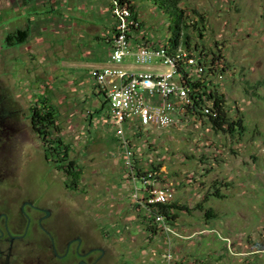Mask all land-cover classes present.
Masks as SVG:
<instances>
[{"label": "rangeland", "instance_id": "1", "mask_svg": "<svg viewBox=\"0 0 264 264\" xmlns=\"http://www.w3.org/2000/svg\"><path fill=\"white\" fill-rule=\"evenodd\" d=\"M20 1L0 0V185L8 196L33 199L42 210L40 230L50 243H41L42 264H60L57 258L71 254L69 247L64 251V246L54 244L50 225L65 242L73 237H95L105 248L100 264H112L120 253L127 252L129 257L139 248L149 264H163L167 252L173 264L185 259L186 264H196L194 259L209 264H264V85L255 88L264 78V0L181 3L188 12L196 9L205 16L204 36L190 30L193 41L201 44V52L202 47L208 54L221 50L225 59L217 61L218 68L227 63L229 69L223 79L212 80L220 84L226 105L243 114L246 131L239 138L231 137L193 118L164 129L146 127L138 136L129 132L132 128L126 130L131 163L144 172L154 165L155 185L170 186L172 200H182L189 209L175 210L179 218L169 222L174 233L159 235L154 242L147 232L154 215L148 213L142 194L147 188L115 140V128L108 122L94 123L93 116V126L87 123L91 115L85 109H97L94 95L84 88L85 94L66 89L71 78L61 61L56 64L59 69L48 66L61 52L49 50L31 58L24 46L7 45L9 34L46 22L36 15L47 9L49 1L38 8L37 0H29L31 9ZM141 1H136L138 6ZM145 8L149 14L150 7ZM146 23L155 43L166 44L175 29L174 16L164 13L148 15ZM65 53L69 57L72 52ZM89 75L84 87L91 88L94 82L88 80ZM96 95L103 100L104 94ZM42 96L56 106L59 135L70 144L71 157L83 170L77 189L65 187L64 175L45 160L40 140L31 130L28 108ZM215 179L229 186L221 187L225 198L213 196L204 204L216 214L206 219L196 204L202 202ZM109 235H120V241ZM32 249L25 248V252L30 254ZM78 264L87 263L80 260Z\"/></svg>", "mask_w": 264, "mask_h": 264}, {"label": "built area", "instance_id": "2", "mask_svg": "<svg viewBox=\"0 0 264 264\" xmlns=\"http://www.w3.org/2000/svg\"><path fill=\"white\" fill-rule=\"evenodd\" d=\"M109 1L115 19L111 60L118 65L126 56L132 55L137 63L145 64L155 58L167 67L165 71H131L114 66L93 69L90 73L93 80L105 92L109 105L107 119L115 128L114 133L122 145L128 163H131L130 142L126 137V130L134 128V132L139 127L164 129L177 122L194 119L190 111L194 105V94L188 81L200 77L204 73L205 65L204 60L193 52L182 47L172 49L169 41L160 46H152L145 41L132 45L131 38L141 29L142 24L131 9V1ZM216 67V75L212 78L221 80L224 72L229 68L224 64L221 69ZM210 110L209 106H204L205 113H209ZM147 171L150 172H144L141 179L143 187L148 188L147 198L143 197L146 198L145 202L166 203L172 200L173 189L168 185L156 186L157 172ZM153 215V223L151 222L150 225L156 226L158 233L168 235V232H173V227L162 214ZM171 257L170 252H167L162 263L173 264Z\"/></svg>", "mask_w": 264, "mask_h": 264}, {"label": "crops", "instance_id": "3", "mask_svg": "<svg viewBox=\"0 0 264 264\" xmlns=\"http://www.w3.org/2000/svg\"><path fill=\"white\" fill-rule=\"evenodd\" d=\"M47 1L50 2L48 5L50 7L47 6L46 7L47 9H45L39 15H36L39 21H46V22H43L42 24H39L37 22V26L34 25L27 26L26 28L29 31L28 36L23 43L18 45L24 46V51H26L31 58H34L36 54L47 53L49 50H53L55 52H61L59 53L60 55L58 56L57 59L55 60L50 59L53 61H50L52 64L50 65L49 63L48 66H51L53 69H59V66H56V64H59L61 61L62 64L64 65L63 70L71 78L68 82L69 87H66V89H68V91H71V93L74 92L73 94L75 93L77 94L78 90L82 92L84 88L87 92L88 91L90 92L88 94L94 95L93 101L97 109H95L93 112L90 109H85L86 114L91 115L90 119H87V123L89 126L90 125L93 126L92 116L95 118L94 123L96 124H99L100 122L110 123L107 119L109 115L108 113L109 105L107 102L105 92L97 85V83L89 75L93 69L118 66L125 70H131V71L132 70H151V71L167 70V67L162 65L155 58H153L150 62L145 64L135 62L132 55L126 56L124 60L118 65H116L111 60L110 54H111L112 40L114 37L115 19L110 10L109 0H40V1L37 0L36 1L38 4L37 7L39 8L40 6L43 5V2H47ZM130 1H131V5L135 6V15L138 16L142 24L141 29L139 31H136L132 36L131 44L135 46V44L145 41L147 42V44L152 46L162 45L159 42L158 43L153 42L150 34H148L146 31L147 28L146 19L148 15L152 14L153 16H157V13H162V12L157 8L156 5H154L149 0L141 1V4L142 6H144V8H141L142 6H138L136 2L137 0H130ZM20 2H21V6L30 5L29 0H21ZM145 5L150 7L148 9L149 14L146 12ZM29 7L30 9L32 8L31 6ZM35 8L36 7H34V9ZM29 21L30 20H28V22ZM35 22L36 21H34V23ZM7 45H9L8 42ZM65 51H69V52L71 51L72 53H70V56L67 57L68 53L66 54ZM80 52H84L86 56L82 58V55L79 54ZM86 75H89L88 80L91 79V81L94 82L92 83L93 86H91V88L84 87L85 85L84 80H86L84 78H86ZM81 92L80 94H85L84 92L82 93ZM96 94H104L103 100H101L99 96H97ZM133 129L134 128H132V130H130L129 132L131 134L133 133L134 135H136V133H138V131L143 128L139 127L136 129L137 131L134 130V132ZM114 137L115 140L119 141L116 135H114ZM119 146H121V144H119ZM220 146H224V145H220ZM216 149L218 151L220 150L218 147L215 146V150ZM229 150L233 153L231 148H229ZM215 160H217L216 157ZM228 186H224V187L227 188ZM142 194L143 197H147L148 195L146 191L143 192ZM173 201L179 206L184 205L181 204L182 200L177 201L176 199H174ZM188 210L189 209L187 208V211ZM214 216H216V214ZM177 218H179V216H177ZM147 232H148V237L150 236L149 239L151 242L156 241L159 238V235H164L158 232H153L148 230ZM179 236L182 238L181 234H179ZM109 237L113 238L114 236L111 237L109 235ZM113 240L116 242L120 241V235L115 236ZM102 250L105 251V248L103 247ZM142 251L143 250L139 248L137 252H135L136 254L134 253L135 255L133 253L132 254L130 253L129 257H127V252L123 253V255H121L120 253V255H118L119 258H117L116 256L114 258L115 262L113 263L114 264H149L147 259H144L141 256ZM186 260L187 259L183 260L182 262L181 261L179 262V260H177L176 263L186 264L187 262ZM195 260H196V264H209V261L205 262V260L194 259V262Z\"/></svg>", "mask_w": 264, "mask_h": 264}, {"label": "trees", "instance_id": "4", "mask_svg": "<svg viewBox=\"0 0 264 264\" xmlns=\"http://www.w3.org/2000/svg\"><path fill=\"white\" fill-rule=\"evenodd\" d=\"M149 1L156 5L162 13L174 16L175 29L169 39L172 49L182 47L189 52L195 53L198 57L204 60V76L188 81L194 94V105L190 110L194 116V120H199L204 124H208L215 132L222 131L225 134H229L231 137H236V135L238 138L239 136L241 137L246 131L243 114L238 108L235 107L234 112L232 111V108H229L226 105V96L225 93L219 89L220 84L217 81L214 82L212 80V76L216 75L217 71L216 66H218V64H216V62L225 58L219 48H217V52L211 51V54H208L207 50L202 47L203 49L201 52L199 49L201 44L199 42L195 43L193 41L194 38L191 35L190 30H196L200 37L204 36L201 28L206 26L205 16L196 9L188 12L181 5L183 0ZM131 9L135 14V6L131 5ZM28 33L29 31L27 28L18 29L13 33V36L9 34L6 41L9 45L21 44L27 38ZM11 37L15 38L14 42L9 40ZM216 45H218V42H216ZM210 56H212L211 59ZM223 64L225 67L229 68L227 63ZM206 76L210 77L211 80L210 78L209 80L206 79ZM263 85L264 78L256 82L255 88ZM204 106H209L211 109L209 113L204 112ZM28 112L29 114L27 117L30 122L31 130L40 140L45 160L52 162L54 167L62 172L66 179V188L77 189L83 170L78 165L77 161L71 157L70 144L65 142L63 137L59 135L60 126L58 123L56 106L48 96H42V98H38L37 101L29 106ZM138 135L141 134L138 132L135 136ZM134 159L135 158H133V160ZM200 162H202V164L206 163L202 159H200ZM132 167L138 180H141L145 174L143 168L137 167L135 162L132 163ZM148 169L151 171L157 170L154 165H151V168ZM228 185V183L221 180L213 181L211 188L203 197L202 202L197 204L198 209L203 212L206 219L214 217L215 213L211 208H205L203 203L213 196L216 198H225V194L221 192V187ZM146 193H148V188ZM146 198L143 200L146 201ZM145 203L148 207V213H160L168 222L177 218L178 215L175 210L187 211L186 206H179L173 200L166 203ZM137 206L140 207V204L138 203ZM140 218L146 219V217L142 215H140ZM150 219L153 220L154 218L151 217ZM147 230L157 232L156 226L154 225H147Z\"/></svg>", "mask_w": 264, "mask_h": 264}, {"label": "flooded vegetation", "instance_id": "5", "mask_svg": "<svg viewBox=\"0 0 264 264\" xmlns=\"http://www.w3.org/2000/svg\"><path fill=\"white\" fill-rule=\"evenodd\" d=\"M3 188L0 185V264H42L40 246L43 240L48 242L39 225L42 210L33 199L17 200L5 194ZM50 228L55 232L54 244L64 246V251L67 247L71 249V254L57 258L60 264H78L80 260L87 264H100L105 257V251L95 237L84 236L79 243L77 237H73L65 242L56 233L54 225ZM30 247L33 248L32 253H26L25 248Z\"/></svg>", "mask_w": 264, "mask_h": 264}, {"label": "water", "instance_id": "6", "mask_svg": "<svg viewBox=\"0 0 264 264\" xmlns=\"http://www.w3.org/2000/svg\"><path fill=\"white\" fill-rule=\"evenodd\" d=\"M78 241H80V240H78ZM54 246V245H53Z\"/></svg>", "mask_w": 264, "mask_h": 264}]
</instances>
